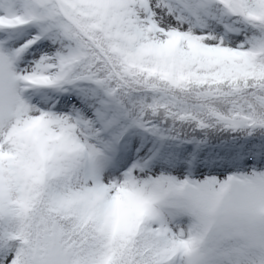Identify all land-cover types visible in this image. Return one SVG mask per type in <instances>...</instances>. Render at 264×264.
<instances>
[{"label":"snow or ice","instance_id":"6c2138e0","mask_svg":"<svg viewBox=\"0 0 264 264\" xmlns=\"http://www.w3.org/2000/svg\"><path fill=\"white\" fill-rule=\"evenodd\" d=\"M0 264H264V0H0Z\"/></svg>","mask_w":264,"mask_h":264}]
</instances>
